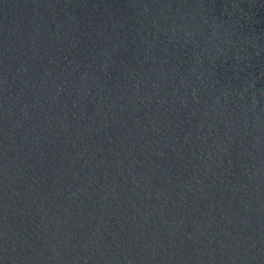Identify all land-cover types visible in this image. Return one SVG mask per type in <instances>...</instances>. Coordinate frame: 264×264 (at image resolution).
Instances as JSON below:
<instances>
[{
	"label": "water",
	"instance_id": "1",
	"mask_svg": "<svg viewBox=\"0 0 264 264\" xmlns=\"http://www.w3.org/2000/svg\"><path fill=\"white\" fill-rule=\"evenodd\" d=\"M0 264H264V0H0Z\"/></svg>",
	"mask_w": 264,
	"mask_h": 264
}]
</instances>
